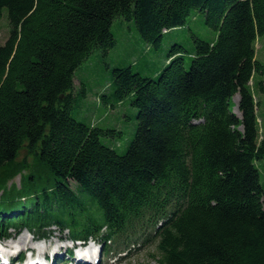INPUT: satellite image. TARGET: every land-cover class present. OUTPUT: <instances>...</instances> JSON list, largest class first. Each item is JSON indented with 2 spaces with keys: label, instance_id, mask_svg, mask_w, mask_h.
I'll list each match as a JSON object with an SVG mask.
<instances>
[{
  "label": "trees",
  "instance_id": "1",
  "mask_svg": "<svg viewBox=\"0 0 264 264\" xmlns=\"http://www.w3.org/2000/svg\"><path fill=\"white\" fill-rule=\"evenodd\" d=\"M5 9L0 235L56 224L119 248L155 232L158 264H264V0H0V28ZM196 14L217 39L193 34L192 51L177 42L157 60L166 34ZM117 19L149 50L97 93L109 110L138 109L124 152L122 129L74 115L91 92L77 70L117 47ZM19 172L21 186L2 184Z\"/></svg>",
  "mask_w": 264,
  "mask_h": 264
},
{
  "label": "rangeland",
  "instance_id": "2",
  "mask_svg": "<svg viewBox=\"0 0 264 264\" xmlns=\"http://www.w3.org/2000/svg\"><path fill=\"white\" fill-rule=\"evenodd\" d=\"M124 22L127 27L120 23L119 19H117L114 24V32L118 37L117 47L113 49L109 55L103 57H101V50L96 49L89 56V58H87L85 62L78 68L77 75H81V78H79V76L78 78H84V81H87L89 87L91 88V92L89 94V97L86 99L84 106L76 108V110L74 111L75 117H77L79 120L90 122L91 120L98 119L99 124L102 126L117 127L118 129H122L124 131L123 137L117 138L115 140L119 146L118 149L121 152H124L128 148L129 144L134 138L136 132L134 115L137 113L138 109L128 106L127 104L118 103L113 110H109L106 106H102L98 101L97 93L110 91V81L112 77L111 72L114 67L127 66L132 64L135 69H138L140 66L139 62H141L143 57L141 56V53L148 54L149 52V50L148 52H146V49L143 48L144 41H141L142 39L140 40V34L134 24H131L132 29H130L129 25H127L129 23L127 21ZM193 34H196L198 37L208 41H215L218 36L217 30L207 25L204 15L196 14L189 20L188 25L174 29L170 34H166L162 50L159 51V59L157 55L155 56V58L160 61V57L166 55L172 45L177 42L183 44L188 51H192L194 47ZM9 36L10 28L8 12L7 9H5L3 17L1 19L0 45L4 44ZM260 43L261 44L258 47V55L259 58L264 61V37H262ZM135 55L137 57V61L135 60ZM190 59V55L189 53H187V66L190 65ZM76 82L78 83L79 81L77 80ZM127 101L129 102L128 99ZM234 104H236V102L233 98V105ZM260 135H264V133ZM27 155L28 154L26 153V150H23L18 157V161H23L25 158H28V165L33 167V157L29 155L28 157H26ZM257 164L261 170V182L264 187V158L259 160ZM28 171L29 170H25L24 172L23 170L25 174H27ZM21 173L19 172L15 177L3 179L2 184L6 183V188L11 187L12 184L21 186ZM73 184L75 186V183ZM1 194L2 191H0V198ZM49 228L55 229L56 226H52ZM24 231L25 230H23L22 233H24ZM56 235L67 236L66 232H56ZM48 240V250L52 249V244L53 247H55L56 244H61L55 237H51ZM63 244L68 243L65 242ZM157 255V243H155L154 241H148L146 243L140 242L132 248V250L127 255L128 257L126 258V260H124L123 263L120 264H158V259L156 257ZM112 262L109 259H105L102 264H112Z\"/></svg>",
  "mask_w": 264,
  "mask_h": 264
},
{
  "label": "crops",
  "instance_id": "3",
  "mask_svg": "<svg viewBox=\"0 0 264 264\" xmlns=\"http://www.w3.org/2000/svg\"><path fill=\"white\" fill-rule=\"evenodd\" d=\"M253 84V83H252ZM257 113H258V116H259V119H260V122H264V118H263V115H261V110L260 108L258 107V110H257ZM264 124V123H263Z\"/></svg>",
  "mask_w": 264,
  "mask_h": 264
}]
</instances>
